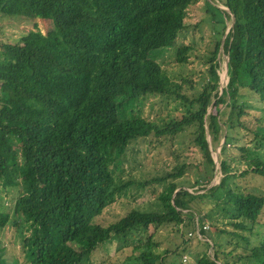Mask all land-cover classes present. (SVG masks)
Instances as JSON below:
<instances>
[{
  "label": "trees",
  "instance_id": "obj_1",
  "mask_svg": "<svg viewBox=\"0 0 264 264\" xmlns=\"http://www.w3.org/2000/svg\"><path fill=\"white\" fill-rule=\"evenodd\" d=\"M196 1L0 0L2 17L57 27L54 36L32 30L18 43H0V230L21 222L28 264H95L97 253L116 239L126 259L166 264L174 254L171 264H180L185 244L157 254L158 230L172 226L182 236L199 228L206 237V209L221 205L235 230L202 241L210 254L199 264H264V241L251 238L264 217V107L245 101L264 104V0H205L215 20L212 45L199 56L206 71L195 81L185 70L179 82L163 64L173 57L187 69L201 52L178 45ZM224 63L228 83L222 88ZM247 118L262 131L250 128ZM188 129L203 158L196 191L168 182L186 172L188 164L178 162L147 181L165 183L153 210L104 221V210L121 193L144 186L123 178L125 164L137 162L130 147L142 141L149 150L170 151ZM209 136L228 166L213 185L220 171ZM245 140L253 143L252 156ZM232 146L246 162L240 172L222 158ZM11 189L18 198L9 210L2 202ZM119 256L99 264H127ZM0 264L19 263L0 247Z\"/></svg>",
  "mask_w": 264,
  "mask_h": 264
},
{
  "label": "rangeland",
  "instance_id": "obj_2",
  "mask_svg": "<svg viewBox=\"0 0 264 264\" xmlns=\"http://www.w3.org/2000/svg\"><path fill=\"white\" fill-rule=\"evenodd\" d=\"M220 7L222 10L227 11L226 7L222 5H220ZM186 17L188 29L178 40V45L193 46L201 52L198 51L191 56V63L186 65L187 69H184V66H179L173 57L170 58V61L165 60L163 67L169 71V74L173 79H177L179 82H181L180 76L185 74V70L193 73L195 81H199L200 78L203 77L200 73L206 71V67L201 64L199 56L202 55V52L211 47V41L215 34L213 25L215 20L211 17V14L207 12L205 0H197L196 4L192 5L188 9ZM32 30H40L44 34H49L51 36H54L57 33V27L52 22L40 21L39 19L26 20V18H13L9 16L2 17V15H0V43H18L29 31ZM227 83L228 78L226 74V63H224V69L221 72V87H226ZM4 88L5 87L3 85H0V97L3 95ZM245 101L248 102V105L251 107H264V104L260 103L255 97H248ZM246 123L253 130L262 131L261 126L257 125L254 120L247 118ZM192 131L193 130L188 129L179 134L175 138L173 147L170 151H167L166 149H162L161 152L160 150H149L148 145L142 141L133 144L130 147L128 151L129 157L134 156L137 162L128 161L125 164V167H128V171L125 173L123 178L126 180L131 179L139 183H144V186L133 185L127 193H121L118 196V200L104 210V221L113 222L118 220L133 209L143 211L153 210L157 196L163 190L165 183L146 184L147 181L167 174L178 162H186L188 164V168L181 178L170 179L168 182L176 181L179 189L185 188L190 192L196 191L199 187L196 185V182L200 180L204 171L202 170L201 165L203 158L198 148L194 145V135L192 134ZM208 140L211 145L212 141L210 136L208 137ZM244 144L248 149L251 148V153L246 156H252L253 153H255V149L252 148L253 143H249L248 140H245ZM220 146L215 147V149L212 145L210 146L212 155L216 161V166L220 171L218 176L214 177L212 180V185L219 182L220 177L223 175L221 174L222 169L227 170L228 167L227 165H223L219 162ZM225 156L226 160L233 168V172H240L246 167V162L244 159H241V152L237 149V147H229L227 154L222 158ZM17 198L18 189H11L8 194L4 196L2 203L4 207L12 210L15 206ZM222 207L223 205L215 208L209 206L207 207L206 215L208 219H205L204 221L206 228L209 229L204 230L208 231L209 235L206 237L203 235L198 236L196 234L197 232L193 233L192 230L189 229L184 230V235H182V237L172 226L162 227L158 230V238L160 239L162 245L161 248L155 249V252L157 254L163 253L164 255L167 250H174L177 249V245L184 246L185 244L188 252H183L182 255L179 256L178 263L199 264V260L203 257L205 252L210 254V250L202 244V241L210 240V234L211 236L214 235V238H218L220 236V231L235 230L229 224L231 218L226 215ZM185 213L186 211H184V215H186ZM193 218L194 221H197V217L194 216ZM261 222L262 223L260 225L254 227L253 233L251 234V238L255 244L264 241V217ZM18 223L20 226L13 225L7 230H0V247L3 249L4 256L8 258L9 261L16 260L19 264H28V260L22 247L23 239L28 235V233L26 229L22 227L21 222ZM153 231L154 230L152 229L151 232ZM168 241H171L172 244L168 243ZM121 246H123L122 242L117 239L107 243L103 249L97 253L94 261L95 264H99L106 258L115 257L116 255H120L119 259H123L128 256V251L125 253L117 252ZM221 252H227V250H222ZM171 257H175V255L171 254L170 256L165 257L164 262L166 264H171ZM225 257L228 258L227 256ZM125 259L126 258H124V260ZM137 261L134 256L125 260L127 264H142L138 259ZM86 264L90 263L86 262ZM237 264L250 263H247L244 260H239Z\"/></svg>",
  "mask_w": 264,
  "mask_h": 264
},
{
  "label": "built area",
  "instance_id": "obj_3",
  "mask_svg": "<svg viewBox=\"0 0 264 264\" xmlns=\"http://www.w3.org/2000/svg\"><path fill=\"white\" fill-rule=\"evenodd\" d=\"M196 225H197V226L199 225V224H198V220L196 221ZM204 229H209V228H206V225H205V226H204ZM199 230H200V229L197 228V231H196V232H197V233H196L197 235H200ZM185 258H186V257H185Z\"/></svg>",
  "mask_w": 264,
  "mask_h": 264
},
{
  "label": "water",
  "instance_id": "obj_4",
  "mask_svg": "<svg viewBox=\"0 0 264 264\" xmlns=\"http://www.w3.org/2000/svg\"><path fill=\"white\" fill-rule=\"evenodd\" d=\"M228 67H226V74H227ZM216 162V161H215Z\"/></svg>",
  "mask_w": 264,
  "mask_h": 264
}]
</instances>
